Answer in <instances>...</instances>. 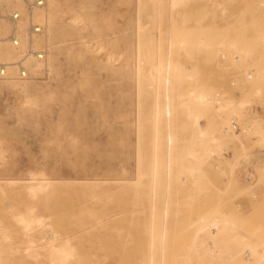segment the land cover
Masks as SVG:
<instances>
[{
	"label": "rangeland",
	"instance_id": "1",
	"mask_svg": "<svg viewBox=\"0 0 264 264\" xmlns=\"http://www.w3.org/2000/svg\"><path fill=\"white\" fill-rule=\"evenodd\" d=\"M59 1L0 0V264H264V0Z\"/></svg>",
	"mask_w": 264,
	"mask_h": 264
},
{
	"label": "bare ground",
	"instance_id": "2",
	"mask_svg": "<svg viewBox=\"0 0 264 264\" xmlns=\"http://www.w3.org/2000/svg\"><path fill=\"white\" fill-rule=\"evenodd\" d=\"M66 1H68V0H65V2ZM157 1V0H156ZM153 2V1H152ZM158 2V4L160 5V4H163L164 2H165V0H158L157 1ZM166 2H170V0H166ZM51 5H50V8H49V11H48V13L47 12H45V10L44 9H41V10H39V11H36L35 12V14H33V12L34 11H32V13H30V17H32L33 15H36V17L39 19H43L44 17H48V25H49V30H50V37L48 38V40H49V43L50 44H52V42L56 39V38H58V35H59V33L61 32V30H60V28H59V25H60V21H59V18H58V7H59V4H60V1L59 0H52V2L50 3ZM67 5V4H66ZM67 7L69 8V11L71 12V13H73L74 12V14L72 15V23L71 24H68V27H69V32H65V31H63V32H61V35H63V36H68V37H73L74 35H75V31H76V26L73 24V21H75V20H77L78 19V21L80 20L79 18H82L81 17V15L79 14V13H75V11L74 10H72L71 8H70V6L69 5H67ZM36 8V7H35ZM34 9V8H33ZM156 9V8H155ZM82 19H84V18H82ZM82 19H81V21H82ZM33 20V19H32ZM70 20V21H71ZM104 20H106V21H104V23H105V25H107V19L106 18H104ZM144 20H145V22L150 26V27H155V26H157V24H158V21H159V14L156 12V11H152V12H147L145 15H144ZM47 21V20H46ZM83 22H85V21H83ZM75 23H76V21H75ZM35 24V23H34ZM41 26V25H40ZM43 27V26H42ZM39 36V35H38ZM31 37H33V36H31ZM47 37V36H46ZM171 39V38H170ZM31 44V46H32V43H30ZM37 44H40V42L39 41H37ZM19 46V45H18ZM18 46H16V47H18ZM47 46V45H46ZM33 47V46H32ZM168 47L169 48H171L172 47V42H169L168 43ZM1 48V51H2V56H5L6 57V59L7 60H12V59H14L15 57H16V55H15V53L8 47V46H4V47H0ZM47 49V48H46ZM106 49V48H105ZM55 52H56V50H55ZM111 53V52H110ZM109 53V54H110ZM76 55L77 56H79V53H75L74 55H73V57H76ZM120 56H121V54H120ZM112 57H114L112 54L111 55H109V58H112ZM35 60V61H34ZM44 60V57H43V59L42 60H37L36 58L34 59V57L33 56H29V57H26V60H25V62H26V67H27V69L29 70V68H30V66L31 67H33V69H35V70H38V69H40V67H41V62L40 61H43ZM34 61V62H33ZM37 61H39V62H37ZM33 62V63H32ZM7 63V62H6ZM15 63V62H14ZM10 64H12V65H10L9 66V77L7 78L10 82H11V87L12 88H15V87H18L19 85H22V84H20V83H17V82H14V81H12V79H13V75L15 74L14 73V69L12 68V67H14L16 70H17V73H18V75H19V77L20 78H22V79H26V78H29L30 76H28V77H25V78H23V77H21L20 76V74H19V70H18V68L13 64V63H10ZM29 67V68H28ZM157 67H159L161 70H163L164 71V73H165V82H166V84L167 83H169V73H170V69H171V67H172V64H171V62L170 61H167V62H165V63H160ZM29 72H30V70H29ZM31 73V72H30ZM7 75V74H6ZM5 77V76H4ZM24 86V88H26L27 90H28V85L27 84H23ZM205 98V97H204ZM167 102H169V101H167ZM165 112H166V114L167 115H169V103H166L165 104ZM170 130V129H169ZM172 137V136H171ZM171 137H169L168 136V141H167V145L169 146L170 144H171V146H172V141H173V139H171ZM214 147V148H213ZM212 148H209V149H214L213 151H216V149H219L218 148V146H213ZM211 151V150H210ZM166 155V154H165ZM262 169H264V166L262 167ZM250 172V171H249ZM247 173H248V171H247ZM251 176V175H250ZM248 177V176H247ZM249 178V177H248ZM247 179V178H246ZM43 180H47V179H43ZM248 180V179H247ZM48 183H40V186H46ZM32 188H33V186H32ZM26 222V225L28 226L30 223H31V221H27V220H23V222ZM36 222L37 223H41L42 221H41V219L40 218H38V219H36ZM27 229H28V227H26ZM64 250H62V251H60V252H63ZM65 252V251H64ZM247 256V255H246ZM249 257V256H248Z\"/></svg>",
	"mask_w": 264,
	"mask_h": 264
},
{
	"label": "built area",
	"instance_id": "3",
	"mask_svg": "<svg viewBox=\"0 0 264 264\" xmlns=\"http://www.w3.org/2000/svg\"><path fill=\"white\" fill-rule=\"evenodd\" d=\"M27 7L29 9H33L35 7H39L43 4L42 0H36V1H30V0H25ZM20 13L19 12H13L12 14H10L7 18L9 20V22L12 25V31L10 33V35L7 37L6 40H8L13 46H18L21 43L20 40V31L17 28V21L20 19ZM42 30V27L39 25H33L31 27V36L36 35L38 33H40ZM29 56H33L34 58H36L37 60H42L44 57V54L42 53V51L36 50L35 48H33L32 46L29 48V50L26 52L25 56L18 60L17 62L13 63L19 70V74L21 77L25 78L28 77L30 75L29 70L27 69L26 65V57ZM12 65L10 63H6V62H0V77H4L6 76V74L8 73V69L9 66ZM249 78H251V75L249 76ZM236 82H232V85H235ZM247 125H242L239 124L236 121H232L231 122V128L229 129V133H238L240 131L243 130H247L246 128ZM247 256H250L251 252L248 250L246 251Z\"/></svg>",
	"mask_w": 264,
	"mask_h": 264
}]
</instances>
